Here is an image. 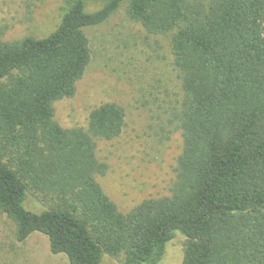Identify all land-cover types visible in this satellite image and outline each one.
Returning a JSON list of instances; mask_svg holds the SVG:
<instances>
[{
    "label": "trees",
    "instance_id": "trees-1",
    "mask_svg": "<svg viewBox=\"0 0 264 264\" xmlns=\"http://www.w3.org/2000/svg\"><path fill=\"white\" fill-rule=\"evenodd\" d=\"M124 2L149 34L171 35L183 140L170 193L127 212L97 180L95 140L122 133L123 106L93 108L88 130L53 107L91 62L86 29ZM0 212L17 242L41 232L70 264H160L178 234L180 264H264V0H64L48 35L0 38Z\"/></svg>",
    "mask_w": 264,
    "mask_h": 264
},
{
    "label": "rangeland",
    "instance_id": "rangeland-1",
    "mask_svg": "<svg viewBox=\"0 0 264 264\" xmlns=\"http://www.w3.org/2000/svg\"><path fill=\"white\" fill-rule=\"evenodd\" d=\"M125 5L103 24L86 29L91 62L75 94L53 103L54 118L63 127L85 130L93 108L105 102L123 106L122 133L111 140L95 138L97 155L108 166L97 180L122 212L145 198L170 193L183 147L169 106L180 89L171 35L149 34L127 16ZM63 12L64 0H0V38L48 35ZM14 229L13 221L0 212V264H70L65 255L50 251L45 234L35 232L19 243ZM183 245L184 236L176 235L160 264H180ZM103 264L122 263L106 254Z\"/></svg>",
    "mask_w": 264,
    "mask_h": 264
}]
</instances>
